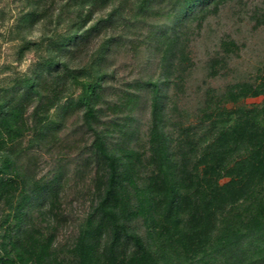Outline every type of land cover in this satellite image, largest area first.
Wrapping results in <instances>:
<instances>
[{"label": "trees", "instance_id": "obj_1", "mask_svg": "<svg viewBox=\"0 0 264 264\" xmlns=\"http://www.w3.org/2000/svg\"><path fill=\"white\" fill-rule=\"evenodd\" d=\"M24 1L20 24L75 20L0 89V264H264V102L224 107L264 96V64L182 103L191 44L237 0ZM249 19L264 27V7ZM120 50L141 62L124 84ZM239 51L221 38L206 78Z\"/></svg>", "mask_w": 264, "mask_h": 264}, {"label": "rangeland", "instance_id": "obj_2", "mask_svg": "<svg viewBox=\"0 0 264 264\" xmlns=\"http://www.w3.org/2000/svg\"><path fill=\"white\" fill-rule=\"evenodd\" d=\"M64 2L65 0H61L59 5L62 6ZM240 2L244 5L241 6L237 0L225 6L218 16L209 18L204 23L199 36L191 44L194 67L187 78L182 100L189 111H194L207 85L221 89L227 83L253 75L256 68L264 64V27L252 30L253 24L249 19L255 7H264V0H240ZM56 8L58 7L53 10H57ZM26 11L28 7L25 6L24 0H0V89L12 85L15 79L29 76L33 65L42 60L41 55L44 56L43 51L49 40L47 37L51 35H55V38L63 37L67 33V27L75 20L74 15L69 11L63 13L64 16L60 20L49 17L30 27L29 23L20 24V19ZM102 13L95 14L93 19H97ZM225 36H229L240 47V51L237 56L231 57L230 73L227 77L208 79L205 76V62L217 50L220 39ZM25 39L36 43L37 46H34L36 48L31 46L20 52ZM92 50L90 48L78 61L82 64L85 62L89 69L92 67L89 57ZM112 64L117 71L118 84L131 81L138 76L141 69V62L133 59L131 53L125 50H120L114 55ZM91 71L89 73L92 75ZM79 90V87L72 88L69 96L75 97ZM262 102H264V96H259L242 99L236 104L229 103L224 107L226 109L250 108L259 106ZM62 104L63 101L51 110L50 121L55 122L60 119ZM146 117L147 114L144 120ZM45 171L44 168L41 174Z\"/></svg>", "mask_w": 264, "mask_h": 264}]
</instances>
